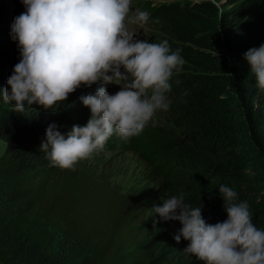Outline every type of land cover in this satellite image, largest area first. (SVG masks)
<instances>
[{
	"label": "trees",
	"instance_id": "trees-1",
	"mask_svg": "<svg viewBox=\"0 0 264 264\" xmlns=\"http://www.w3.org/2000/svg\"><path fill=\"white\" fill-rule=\"evenodd\" d=\"M136 3L155 25L153 42L181 49L167 113L184 129L165 138L142 131L120 144L155 163L170 197L183 193L185 203L203 206L206 222L227 219L223 184L237 193L235 202H248L252 222L264 229V90L244 58L264 45V0ZM12 7L0 0V17L9 18ZM7 18L0 21V89L20 60L18 47L6 43ZM77 113L27 106L19 113L0 96L7 143L0 156V264H204L184 251L189 241L177 243L169 231L176 221L156 215L145 191H122L92 171L89 158L72 169L51 165L40 150L46 129L55 123L67 133Z\"/></svg>",
	"mask_w": 264,
	"mask_h": 264
},
{
	"label": "clouds",
	"instance_id": "clouds-1",
	"mask_svg": "<svg viewBox=\"0 0 264 264\" xmlns=\"http://www.w3.org/2000/svg\"><path fill=\"white\" fill-rule=\"evenodd\" d=\"M135 1V0H134ZM26 11L13 19L11 38L20 60L0 89L3 101L22 113L35 105L55 112L81 86L111 84L115 94L99 87L95 94L79 97L90 109L84 126L73 125L62 134L55 123L46 129L40 150L52 166L72 169L103 150L113 135L128 140L139 135L158 111L170 106V79L184 60L167 40H139L129 25L143 26L145 11H132V0H21ZM244 58L264 90V45L251 48ZM179 83V81H177ZM119 89V91H118ZM227 219L210 224L202 207L185 203L184 194L163 199L154 206L164 221H179L174 239L189 241L186 253L204 264H264V229L252 222L246 201L235 202L237 193L220 185Z\"/></svg>",
	"mask_w": 264,
	"mask_h": 264
},
{
	"label": "rangeland",
	"instance_id": "rangeland-1",
	"mask_svg": "<svg viewBox=\"0 0 264 264\" xmlns=\"http://www.w3.org/2000/svg\"><path fill=\"white\" fill-rule=\"evenodd\" d=\"M154 4H160L163 0H153ZM7 2V1H6ZM9 6H13L12 15L7 18L9 25L4 35L10 40L11 37V25L13 19L20 15L22 12L26 11L21 0H8ZM136 2V0H135ZM132 0V11L136 10L145 11L149 14L144 7L137 5ZM4 6L7 4L4 3ZM6 18L0 17V21L3 22ZM129 28L134 30L137 35L135 39L144 40L147 39L149 42H153L152 37L154 36V31L156 32L155 25H149L148 22L141 25H129ZM11 45L17 47V42L10 40ZM106 87L110 94H115L112 89L111 84L104 85L103 83L94 84L91 88L81 86L76 92L69 95L68 100L65 103L56 105L59 108L57 111H44L45 114L61 113L70 109L78 110V115L74 116L75 119L70 126H68V131L71 130L73 125L84 126L88 119L90 118V109L82 104L79 97L82 95L95 94L99 87ZM119 91V89H118ZM31 107H36L35 105ZM28 107V108H31ZM37 108V107H36ZM40 109V108H38ZM171 115L167 111H158L152 120L148 122L143 129V132H147L148 135H155L156 138H165L170 135L174 136V133L180 134L181 129L174 125V122L170 119ZM149 128V129H148ZM146 129V130H145ZM152 130V132L150 131ZM154 132V133H153ZM119 140V141H118ZM121 138L117 135H113L106 142L103 150L94 152L88 159V163L91 165V170L94 169L98 176L108 178L110 183L122 191H129L130 189H140L146 192L147 201L151 206H162L163 199L170 198L169 194L165 193V187L162 182V177L160 172L154 166L155 163L151 162L148 158L141 155L138 151L122 147L120 144ZM165 142V140H163ZM7 143L3 138H0V156L5 152ZM93 171V170H92ZM149 214H147L148 216ZM148 218L144 220L146 224ZM141 222L140 225H142ZM181 224L176 221L170 224L169 231L174 234H178ZM152 228V229H151ZM149 228L148 231L153 232L155 230L154 226ZM152 230V231H151Z\"/></svg>",
	"mask_w": 264,
	"mask_h": 264
},
{
	"label": "bare ground",
	"instance_id": "bare-ground-1",
	"mask_svg": "<svg viewBox=\"0 0 264 264\" xmlns=\"http://www.w3.org/2000/svg\"><path fill=\"white\" fill-rule=\"evenodd\" d=\"M149 129V128H148ZM146 130V129H145ZM151 132H152V130H150ZM147 132H149V131H147ZM146 132V133H147ZM154 133V132H153ZM144 135H145V133H143ZM151 135V134H150ZM147 136H149V135H147ZM146 135H145V137H147ZM145 137H143V138H145ZM119 141V140H118Z\"/></svg>",
	"mask_w": 264,
	"mask_h": 264
}]
</instances>
